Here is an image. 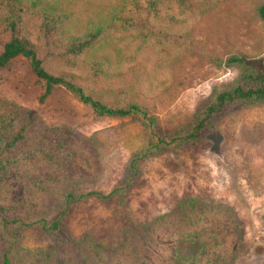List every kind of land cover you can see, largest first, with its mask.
I'll return each mask as SVG.
<instances>
[{"label":"trees","instance_id":"obj_1","mask_svg":"<svg viewBox=\"0 0 264 264\" xmlns=\"http://www.w3.org/2000/svg\"><path fill=\"white\" fill-rule=\"evenodd\" d=\"M74 5L72 0H0V67L26 57L44 81L40 105L62 86L100 117L147 120L151 140L130 159L128 183L141 174L143 162L166 150L208 143L228 117L264 107V60L246 55L225 61L238 70L236 77L215 83L194 116L174 131L158 126L135 99L139 87L159 86L165 63L192 48L191 25L212 8V0H121L84 33L73 27ZM257 9L264 22V0ZM97 146L96 135L67 123L38 130L35 109L0 97V264H236L250 251L241 212L198 196L182 197L173 210L152 220L128 222L124 259L94 237H67L47 248L23 246L29 229L60 232L85 196L82 188L95 178ZM87 195L108 197L99 191Z\"/></svg>","mask_w":264,"mask_h":264},{"label":"rangeland","instance_id":"obj_2","mask_svg":"<svg viewBox=\"0 0 264 264\" xmlns=\"http://www.w3.org/2000/svg\"><path fill=\"white\" fill-rule=\"evenodd\" d=\"M120 1L72 0L73 27L81 33L95 28ZM212 2V8L191 25L192 48L178 61L165 63L158 87L137 90L135 99L169 132L194 116L215 83L236 77L238 70L225 63L228 58L246 55L264 60V22L257 9L260 0ZM43 84L26 57L0 67V97L35 109L38 130L67 123L84 135H96L98 162L94 180L82 188L85 196L73 205L60 232L53 235L29 229L23 246L47 248L67 237L77 241L94 237L116 258L124 259L122 242L128 222L133 218L152 220L173 210L182 197L198 196L204 202L229 203L241 212L252 246L236 264H264V107L228 117L208 143L166 150L143 162L141 174L128 183L133 177L130 159L151 140L146 134L148 121L141 116L100 117L62 86L40 105ZM95 191L108 197L87 195Z\"/></svg>","mask_w":264,"mask_h":264}]
</instances>
